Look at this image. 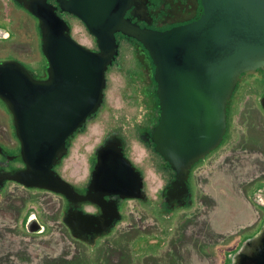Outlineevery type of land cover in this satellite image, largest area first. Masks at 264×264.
<instances>
[{"label":"rangeland","instance_id":"obj_1","mask_svg":"<svg viewBox=\"0 0 264 264\" xmlns=\"http://www.w3.org/2000/svg\"><path fill=\"white\" fill-rule=\"evenodd\" d=\"M56 1L50 4L67 21L70 35L98 49L84 22ZM115 35L102 100L67 138L53 170L76 190H85L97 149L115 141L140 171L142 196H111L119 215L109 230L78 239L64 222L74 206L65 195L5 179L0 264H234L264 223V68L239 76L227 101L230 136L192 166L191 193L169 203L163 193L175 171L152 138L160 113L154 64L136 37ZM7 58L21 61L36 77L46 75L39 19L20 0H0V60ZM24 164L11 111L0 98V170ZM92 203L81 200L77 208L92 213ZM27 223L44 229L24 232Z\"/></svg>","mask_w":264,"mask_h":264},{"label":"water","instance_id":"obj_2","mask_svg":"<svg viewBox=\"0 0 264 264\" xmlns=\"http://www.w3.org/2000/svg\"><path fill=\"white\" fill-rule=\"evenodd\" d=\"M59 2L84 22L98 49L74 39L67 21L46 0H23L39 19L46 75L36 77L17 59L0 60V98L11 111L25 163L11 172L0 170V186L12 179L62 193L75 206L67 209L65 224L76 237L88 239L109 230L119 215L116 201L105 194L142 196L140 171L115 141L97 149L85 192L53 170L67 138L102 100L105 70L117 47L115 33L136 37L151 56L160 107L152 138L175 171L164 194L168 200L184 199L190 167L223 136L227 101L237 79L261 67L264 0H201L197 18L163 30L140 27L125 17L130 0ZM81 200L96 203L100 212L77 208ZM234 264H264V223Z\"/></svg>","mask_w":264,"mask_h":264},{"label":"flooded vegetation","instance_id":"obj_3","mask_svg":"<svg viewBox=\"0 0 264 264\" xmlns=\"http://www.w3.org/2000/svg\"><path fill=\"white\" fill-rule=\"evenodd\" d=\"M20 1L23 2V0H20ZM46 1L49 3H53L55 5L58 4V2L56 0H46ZM202 10H203V7H202L201 0H130V3L128 5V7L126 8L124 15H125V17L130 18L132 21H136L137 23H139L142 26H147L150 28L161 30V29L169 28V27L177 25V24H181V23L191 21V20L197 18L201 14ZM56 12L61 16V12H59L58 10H56ZM167 22H169L168 25H162V23H167ZM139 54L141 55V57L143 56L142 52H139ZM260 69H262V67ZM231 97H232V95H231ZM263 97H264V94H263ZM263 107H264V99H263ZM228 136H230V115H229V106L227 104L225 131L223 133V136H222L220 142L218 143V145L214 149L221 146V144L226 140V138ZM255 136H258V135L255 134L254 137ZM212 150H210V151H212ZM210 151L208 153H210ZM208 153H206L205 155H207ZM198 161H196L195 163H197ZM192 166L190 167V169L186 175V183L187 184H189L188 177H189ZM90 178H91V173L88 176V181L86 182L87 185L89 183ZM173 178H174V176H173ZM170 180L168 183H170ZM3 184H4V181H3ZM86 186H85V190H86ZM82 189L83 188H78L77 190L80 192L85 191ZM190 193L191 192L188 190V194H190ZM113 195H115V194H105L104 197L109 199ZM163 195L165 197L164 193H163ZM187 198L188 197H186L185 200H187ZM174 202H176L174 199L169 200V203H174ZM91 205L94 207L92 213L97 214L100 212V207L96 203H92ZM66 226H68V225L66 224ZM23 227H24L23 228L24 232L25 231L29 232L28 228L29 229L30 228H36L37 231H41L44 229V227L38 223H27ZM68 229L70 230L69 227H68ZM70 232H71V230H70ZM76 238L81 239L79 237H76Z\"/></svg>","mask_w":264,"mask_h":264},{"label":"bare ground","instance_id":"obj_4","mask_svg":"<svg viewBox=\"0 0 264 264\" xmlns=\"http://www.w3.org/2000/svg\"><path fill=\"white\" fill-rule=\"evenodd\" d=\"M259 61H261V67L262 68H264V65H262V63H263V61H264V56H262L261 58H260V60ZM261 67H258V68H256V69H253V70H248V71H246V72H251V71H257L258 69H260ZM242 74V73H241ZM240 74V75H241Z\"/></svg>","mask_w":264,"mask_h":264},{"label":"crops","instance_id":"obj_5","mask_svg":"<svg viewBox=\"0 0 264 264\" xmlns=\"http://www.w3.org/2000/svg\"><path fill=\"white\" fill-rule=\"evenodd\" d=\"M14 59V58H13ZM21 62V61H20ZM28 68V67H27ZM28 69H30L32 72H33V69H31V68H28Z\"/></svg>","mask_w":264,"mask_h":264}]
</instances>
